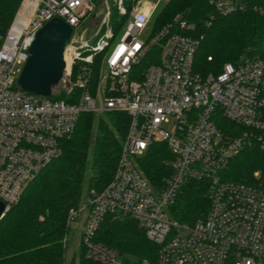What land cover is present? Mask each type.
I'll use <instances>...</instances> for the list:
<instances>
[{
  "label": "built area",
  "instance_id": "built-area-1",
  "mask_svg": "<svg viewBox=\"0 0 264 264\" xmlns=\"http://www.w3.org/2000/svg\"><path fill=\"white\" fill-rule=\"evenodd\" d=\"M158 1L135 0L127 8L124 0H113L98 22L90 0H22L0 48V200L5 212L18 203L28 184L60 156L61 142L72 136L82 113L123 111L129 121L111 179L92 188L87 202L68 216L71 223L81 210L88 211L80 232L86 258L149 264L146 259L123 261L93 240L105 216L120 212L135 219L157 246L155 264H264V186L221 175L230 159L252 144V132L264 131V55L225 62L218 73L197 72L194 60L202 36L170 23L154 28ZM210 3L221 14L244 6L240 0ZM254 9L264 12V0ZM55 17L73 32L63 76L52 94L59 88L71 101L18 85L37 33ZM89 17L94 31L88 36L80 27ZM116 26L122 33L114 41ZM217 118L244 129L230 136ZM160 141L172 157L165 161L171 172L157 189L137 161ZM188 180H205L209 186L207 213L193 224L168 213Z\"/></svg>",
  "mask_w": 264,
  "mask_h": 264
},
{
  "label": "trees",
  "instance_id": "trees-1",
  "mask_svg": "<svg viewBox=\"0 0 264 264\" xmlns=\"http://www.w3.org/2000/svg\"><path fill=\"white\" fill-rule=\"evenodd\" d=\"M240 1L244 4L242 9L221 14L215 11L210 0H167L153 15V27L170 23L178 31L201 35L194 69L201 74L218 73L225 62L236 63L264 55V12L254 9L258 0ZM21 2L0 0V48ZM134 2L124 0L127 8ZM114 22L113 7V26ZM51 97L72 99L64 91L55 92ZM128 121L123 111L111 110L100 115L82 113L72 136L61 142L60 156L37 174L18 203L0 220V264L95 263L86 258L83 243L79 254L67 263L71 227L68 216L71 209H79L87 202L92 188H102L111 179ZM216 122L230 136L239 135L244 129L224 118H217ZM252 139L250 146L242 147L230 159L222 171L223 179L259 181L264 186V131H253ZM171 157L166 144L160 141L152 142L137 161L143 175L157 189L171 172L165 162ZM208 188L205 180L184 183L168 206L170 217L185 224L204 218L209 207ZM93 240L107 245L123 261L146 259L149 264H155L157 246L127 214L108 213Z\"/></svg>",
  "mask_w": 264,
  "mask_h": 264
},
{
  "label": "water",
  "instance_id": "water-1",
  "mask_svg": "<svg viewBox=\"0 0 264 264\" xmlns=\"http://www.w3.org/2000/svg\"><path fill=\"white\" fill-rule=\"evenodd\" d=\"M72 32V26L60 17L51 19L39 30L18 78L21 89L42 96L52 95L64 73L65 50ZM5 213V203L0 200V220Z\"/></svg>",
  "mask_w": 264,
  "mask_h": 264
},
{
  "label": "rangeland",
  "instance_id": "rangeland-1",
  "mask_svg": "<svg viewBox=\"0 0 264 264\" xmlns=\"http://www.w3.org/2000/svg\"><path fill=\"white\" fill-rule=\"evenodd\" d=\"M90 1H92V3L94 4V8H95L94 10L97 11L98 17L96 18V21H98L100 15H102L106 11L107 4L108 3L112 4L113 0H106L105 2H102V0H90ZM140 1L144 2L145 4H147V3H150V2H155L157 0H140ZM166 1L167 0H159L154 12L156 13L165 4ZM124 21H125V19H124ZM90 24H91L90 17L86 18L83 21H81L80 29L82 31H85L86 29H84V28H87L86 34L88 36L91 35L93 33V31H94V28L92 29V27H90ZM93 27H94V25H93ZM121 33H122V28H119L118 30L115 31L114 41L118 40V38L121 35ZM60 92H61V90H59V88H58L56 93L59 94ZM87 212L88 211L86 209L81 210L79 212V215L76 218V220L72 221L71 224H70L71 227H70V231L68 233V243H67V247H66V261H67V263H70V261L79 254L80 245H81L80 232H81V229L84 226V223H85V220H86V217H87ZM93 264H101V263H96L95 262Z\"/></svg>",
  "mask_w": 264,
  "mask_h": 264
},
{
  "label": "crops",
  "instance_id": "crops-1",
  "mask_svg": "<svg viewBox=\"0 0 264 264\" xmlns=\"http://www.w3.org/2000/svg\"><path fill=\"white\" fill-rule=\"evenodd\" d=\"M88 213V212H87ZM86 221V220H85Z\"/></svg>",
  "mask_w": 264,
  "mask_h": 264
}]
</instances>
